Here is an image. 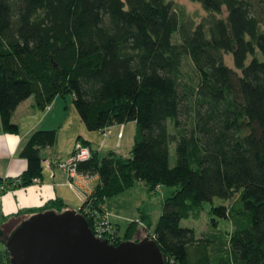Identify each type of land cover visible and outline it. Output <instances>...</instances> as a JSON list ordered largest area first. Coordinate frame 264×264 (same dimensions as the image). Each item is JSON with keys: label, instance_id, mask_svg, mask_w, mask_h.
<instances>
[{"label": "trees", "instance_id": "16d2710c", "mask_svg": "<svg viewBox=\"0 0 264 264\" xmlns=\"http://www.w3.org/2000/svg\"><path fill=\"white\" fill-rule=\"evenodd\" d=\"M192 1L208 13L200 21L173 0H0L2 127L19 132L13 114L31 96L44 109L71 95L91 131L134 121L129 156H101L78 137L91 149L79 174L99 177L79 210L92 230L109 198L139 181L149 191L168 185L173 190L149 236L167 264H264V0ZM57 134L39 129L29 137L20 186L43 176L42 149ZM215 198L225 202L210 213L231 221L230 236L200 237L182 226ZM45 208L67 210L61 198ZM149 215L132 220L124 236L114 228V239L105 238L140 241L136 233L140 222L150 229ZM11 232L0 228L5 244ZM5 253L8 262L0 257V264H12Z\"/></svg>", "mask_w": 264, "mask_h": 264}, {"label": "crops", "instance_id": "0c3cea01", "mask_svg": "<svg viewBox=\"0 0 264 264\" xmlns=\"http://www.w3.org/2000/svg\"><path fill=\"white\" fill-rule=\"evenodd\" d=\"M64 99L57 96L44 109L36 104L33 96L24 100L13 114V121L19 125L18 133L4 131L0 119V182L7 184L5 191L0 189V228L3 230L11 232L26 219L29 216V213H24L26 210L36 209L33 214L47 211L45 207L57 198L66 203V209L79 211L87 193H91L99 181L98 176H91L90 183L87 184L86 175L79 174L75 178L76 185L72 186L66 171L59 167V162L68 159L77 148L75 142L79 136L92 142L93 147L99 150L98 143L82 130L81 125L79 133L71 132V142L66 152L57 146L59 132L65 127L64 134L68 133L67 129L72 125L69 109L66 111L63 105ZM39 129H57V140L54 146L42 149L43 176L36 178L28 186H20L19 176L28 168V160L20 155V151L32 133ZM109 221L112 223L110 218ZM112 225L120 233L119 226L114 223Z\"/></svg>", "mask_w": 264, "mask_h": 264}, {"label": "water", "instance_id": "95a60500", "mask_svg": "<svg viewBox=\"0 0 264 264\" xmlns=\"http://www.w3.org/2000/svg\"><path fill=\"white\" fill-rule=\"evenodd\" d=\"M6 245L12 264H167L154 239L116 245L96 236L74 209L31 215L15 227Z\"/></svg>", "mask_w": 264, "mask_h": 264}, {"label": "rangeland", "instance_id": "374dc122", "mask_svg": "<svg viewBox=\"0 0 264 264\" xmlns=\"http://www.w3.org/2000/svg\"><path fill=\"white\" fill-rule=\"evenodd\" d=\"M173 1L177 6L184 8L187 13H189L198 21H200L203 17H205L208 14L201 4L194 2L192 0H173ZM224 15L225 16L227 15L226 10L224 12ZM226 62L230 66L232 67L234 66L231 55L226 56ZM63 105L66 111H68L69 109L68 112L70 113L71 116L72 125L69 129H67L69 130L68 133L64 134L65 127L59 132V139L57 146H60L61 151L63 152L67 151L68 145H70L71 142V132L79 133L78 131H81L80 128L81 125L82 130H84V132L88 134V136H90V138L93 141H95V143H98L99 154L101 156L107 155L108 151L112 148L120 152L121 154H124L125 156H129L131 154V148L134 143V134L136 131V123L134 121L126 124H117L107 129L106 132L91 131L86 127L85 123L81 119L76 109V106L73 102V97L71 95H68L67 98L64 99ZM73 119H75L77 122H74ZM79 143H83V142L81 140H78L77 138L75 145H79ZM171 150H172V164H175L176 161L175 145L172 146ZM85 179H86V183L89 184L90 179L89 178H85ZM71 185L74 186L76 185V183ZM172 190L173 188L168 185H160L154 191H149L146 185L143 182L139 181L134 186L109 198L107 202L108 208H106V214L108 211L109 217L106 214L105 216L108 220L110 218L112 223H114L116 226H119L120 234L124 236L132 220H135L137 218H140L141 220L142 214L146 215V213H148L150 214L149 216H150L151 227L149 229L145 224V222L144 223L140 222L139 231L135 236V239L142 240L145 239L146 237L149 236L151 237L152 232L155 229V226L157 225L159 218L162 214L163 203L166 197H168L171 194ZM224 202L225 201L221 198H215L213 203L205 202L203 207L195 211L190 218L182 220V226L195 228L198 233V236L200 237L205 235L206 233L218 234L219 231L223 232L227 236H230L231 232L234 230L231 221H228L227 219L218 218L214 214L210 213L213 205L216 206L221 205ZM231 203L232 200L227 201L228 205H230ZM213 218L218 219L219 226L218 229L216 230H211ZM112 227H113L112 230H114L115 226L112 225ZM4 232H6V234L9 233V231L7 230H4ZM6 249H7V245L0 238V257H4L6 259L5 262H8V258L5 253Z\"/></svg>", "mask_w": 264, "mask_h": 264}, {"label": "built area", "instance_id": "2783aa9c", "mask_svg": "<svg viewBox=\"0 0 264 264\" xmlns=\"http://www.w3.org/2000/svg\"><path fill=\"white\" fill-rule=\"evenodd\" d=\"M90 157H91L90 147L85 145L84 143H79L76 151L73 152V154L68 159L59 162V167H61L63 170L66 171L68 175V181L70 184H74L75 178L79 175L78 162L87 160ZM85 178L91 179V177L88 175H86ZM6 188H7L6 182H0V189L5 191ZM112 229H113L112 224L106 218V216H104L94 233L96 236L100 238H105V237L109 238V235L112 233V231H114ZM110 238H112V236ZM113 239L114 238H112L111 240Z\"/></svg>", "mask_w": 264, "mask_h": 264}]
</instances>
